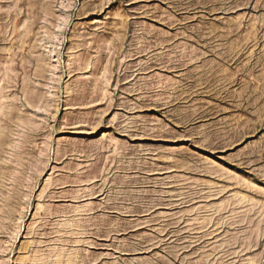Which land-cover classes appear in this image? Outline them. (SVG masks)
I'll use <instances>...</instances> for the list:
<instances>
[{
	"label": "rangeland",
	"instance_id": "374dc122",
	"mask_svg": "<svg viewBox=\"0 0 264 264\" xmlns=\"http://www.w3.org/2000/svg\"><path fill=\"white\" fill-rule=\"evenodd\" d=\"M0 264H264V0H0Z\"/></svg>",
	"mask_w": 264,
	"mask_h": 264
}]
</instances>
